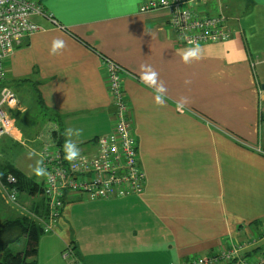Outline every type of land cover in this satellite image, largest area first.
Returning <instances> with one entry per match:
<instances>
[{
  "label": "crops",
  "instance_id": "0c3cea01",
  "mask_svg": "<svg viewBox=\"0 0 264 264\" xmlns=\"http://www.w3.org/2000/svg\"><path fill=\"white\" fill-rule=\"evenodd\" d=\"M33 1L44 14L32 17L38 28L6 60L4 80L30 91L35 112L39 95L54 115L35 124L31 143L54 130L63 144L71 139L91 152L110 131L106 57L128 71L122 85L146 178L139 195H70L55 231L38 239L37 264H186L225 245L263 248L264 0L194 1L201 16L225 15L230 37L200 45V60L189 65L180 57L192 46L177 39L168 8L141 12L148 0ZM55 38L66 48L50 56ZM142 64L167 88L164 107L140 82ZM181 97L189 100L182 112ZM17 101L24 118L31 107ZM69 128L80 135L69 137ZM24 135L16 127L17 137L0 138V164L10 163ZM68 244L70 259L61 255Z\"/></svg>",
  "mask_w": 264,
  "mask_h": 264
},
{
  "label": "built area",
  "instance_id": "2783aa9c",
  "mask_svg": "<svg viewBox=\"0 0 264 264\" xmlns=\"http://www.w3.org/2000/svg\"><path fill=\"white\" fill-rule=\"evenodd\" d=\"M196 0H148L141 12L168 8V24L177 39L185 46L225 41L230 37L226 16L221 12L201 16L191 7ZM44 14L33 0H0V138L16 137V126L11 111L18 109V101L5 80L6 60L12 55L20 39L37 30L34 15ZM54 22V21H53ZM108 92L113 111L112 129L99 136L91 152L68 162L64 159L63 145L50 136L37 152L39 160L49 174L42 177L43 210L38 213L19 200L16 178L8 173L0 178V197L20 215L38 223L44 233L55 231L70 195H83L89 199L122 198L139 195L145 187V173L138 160V145L129 119V106L125 98L122 77L128 71L118 63L104 57ZM256 252L242 251L241 246H223L217 252L199 255L186 264H264V247ZM73 254L72 246L62 251L63 258Z\"/></svg>",
  "mask_w": 264,
  "mask_h": 264
},
{
  "label": "trees",
  "instance_id": "16d2710c",
  "mask_svg": "<svg viewBox=\"0 0 264 264\" xmlns=\"http://www.w3.org/2000/svg\"><path fill=\"white\" fill-rule=\"evenodd\" d=\"M2 84H5V81H3L1 85ZM35 107H36V112H35L36 115L39 116L43 115L44 119L47 118V116L49 117V119H52L54 117L53 113L49 111L48 108H46L44 105H42V101L39 98V95H38V105L36 104ZM11 113H14L15 116L16 115L19 116V111H11ZM27 120H28L27 124L29 123L28 125L31 128L30 132L32 134H35L36 130H35V123L33 121V118L29 117ZM15 126L18 127L20 130L26 131L24 127L17 120ZM50 137L58 145H64L54 130H52ZM32 138L34 137L32 136ZM42 144L43 141H41V143L38 144L37 152L40 150ZM8 173H11L16 178L15 185L19 191V194L23 193L26 197L28 196L34 197V195H37L36 199L34 197L35 200L31 201L30 207L32 210L41 213L43 210V198L41 195L43 179H41V181H39L38 183L35 180L25 177L10 163L0 164V178L1 180H4L3 182H5V177ZM14 212H11L7 217L3 218L0 221V264H37L36 257H37L38 239L44 232L42 231L38 223L32 220H28L26 217L20 215L17 212L15 213ZM22 237L26 239L24 249L15 252L11 251L9 246L12 243L18 242Z\"/></svg>",
  "mask_w": 264,
  "mask_h": 264
},
{
  "label": "rangeland",
  "instance_id": "374dc122",
  "mask_svg": "<svg viewBox=\"0 0 264 264\" xmlns=\"http://www.w3.org/2000/svg\"><path fill=\"white\" fill-rule=\"evenodd\" d=\"M5 85L10 86L12 88V90L14 91L15 96L18 100H21L23 103L25 102V104H28L31 107L29 113L24 115V118L27 120L29 117H32L34 123L37 126H40L41 122H43V120H42L43 115L39 116V115L35 114L34 106L30 101V94H31L30 91H27V92L25 90L23 91L19 87L12 84V82H9L8 84H5ZM11 114H12L11 120H12L13 124L16 123V120L19 121V123H21L22 126L24 127V129L26 130V135H24L22 143H17V144H14L12 146V151L9 153V159H8L9 161L8 162H10V164L13 165L25 177L30 178L32 180H35L39 183V181H41L42 177H37L32 171V168L36 166V162L39 160L38 156H37L38 143H31V138H32L33 134L30 132L31 128L28 125L29 123L26 124L25 122L22 121V119L24 120L23 115L19 119L18 115L15 116L14 113H11ZM262 124H264V121ZM17 136H20V135H17ZM262 137L264 138V126L262 127ZM6 139H7V137H3L1 140H2V142H4L6 144ZM7 141L9 142L8 139H7ZM263 143H264V141H263ZM2 158L6 159L5 156H3V155L1 156V154H0V160ZM36 196L37 195H34L35 199H36ZM22 197L24 198V200L21 199ZM34 197L33 196L26 197L23 193L19 194V200L21 202L26 203L27 206H30L31 201L35 200ZM30 198H31V200H30ZM9 210L15 211V208H13V207L10 208V206L8 204H6L0 198V221L10 214ZM25 243H26V239L24 237H22L18 242L12 243L9 247H10L11 251L15 252V251L24 249ZM263 244H264V241L259 242L260 246ZM68 259H70V258H68Z\"/></svg>",
  "mask_w": 264,
  "mask_h": 264
},
{
  "label": "clouds",
  "instance_id": "9594fccd",
  "mask_svg": "<svg viewBox=\"0 0 264 264\" xmlns=\"http://www.w3.org/2000/svg\"><path fill=\"white\" fill-rule=\"evenodd\" d=\"M66 48V42L63 39L55 38L52 40L49 47L50 56H58L63 54V50ZM201 58V49L198 43H195L192 47L184 50L183 55L180 57L181 62L185 65L192 64L195 61H199ZM140 82L146 85L148 88L154 89L153 103L157 107L165 106V95L167 93V88L165 87L163 81L159 80V74L151 66L142 64L140 66V71L138 73ZM185 85L191 84V80L186 79L184 81ZM189 103L187 97H181L177 101V110L183 111L184 107ZM66 134L71 137L75 134L77 137L80 135V130L77 129L75 132L73 129L69 128L66 130ZM64 159L68 162L76 160L80 156V151L76 144L71 140H66L63 145ZM43 161L38 160L36 166L32 168L33 173L37 177H44L49 175L46 169L42 166Z\"/></svg>",
  "mask_w": 264,
  "mask_h": 264
},
{
  "label": "water",
  "instance_id": "95a60500",
  "mask_svg": "<svg viewBox=\"0 0 264 264\" xmlns=\"http://www.w3.org/2000/svg\"><path fill=\"white\" fill-rule=\"evenodd\" d=\"M262 86V88L264 89V84L263 85H261Z\"/></svg>",
  "mask_w": 264,
  "mask_h": 264
}]
</instances>
